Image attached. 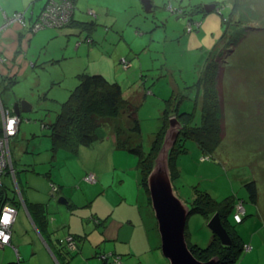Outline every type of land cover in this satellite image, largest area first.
<instances>
[{
  "label": "rangeland",
  "instance_id": "1",
  "mask_svg": "<svg viewBox=\"0 0 264 264\" xmlns=\"http://www.w3.org/2000/svg\"><path fill=\"white\" fill-rule=\"evenodd\" d=\"M171 1H174V5L178 1L179 3L181 2V0H157L155 2L168 4ZM182 1L188 8L194 6V4L197 5V3L203 5L214 1L219 8L207 13L195 14L193 17L201 20L200 26L198 29L186 33L185 23L187 19L184 16L177 19L176 14L169 12L166 8L167 13L164 12L166 20L162 21L163 23H157L151 16L149 17L148 14H151L150 12L144 11L140 0H135L133 1L135 5L139 4L137 11L139 14L136 15L132 12L131 23L126 25V29L129 32L128 37L125 36L130 44L132 42L137 47L135 50H132L131 46L125 45L122 40L115 44L108 54H103L101 51H96L95 53L86 51L85 53L82 48L78 52L72 44L66 42L71 33L66 32L65 28L57 26L54 29H49L50 31L45 30L52 32L47 36L41 33L42 31L45 32L46 26L42 27L40 29L41 32H39L41 36L36 35L34 37L33 46L31 47L33 54H35V48H37L36 54L40 53L34 68L29 67L20 71L17 81L11 87V100L24 94L25 96L21 99L33 104L31 110L22 113L21 127L26 135L23 136V130H21L18 138L11 140L12 154H15L14 141L18 142L23 139L24 144L27 141L29 150L27 149L25 152L19 149V151L27 153L31 157L32 153L33 155L36 153L35 158L37 157L38 161L43 163H45L44 159L46 158L45 161L47 163L45 164L46 168L48 167L49 156L45 154V151L47 148L50 150V126H46V124L54 121L59 105L53 99H42L41 96L45 92L48 93V96H51V92L56 90L53 93V97L58 99V101L66 98L69 92L62 95V91L64 92V87H68L70 84L71 88H73L74 85L72 84L78 82L77 74L75 76V69L78 67L77 63L81 60L80 65L83 64L84 66V68L81 66V71L86 70L90 73L102 71L108 79L124 73L125 66L123 63L125 64V61H130L127 77L132 79L133 63H138V61L144 63L142 73L147 78L145 83L151 79L149 84H152L149 89L151 90L152 87L153 91H145L142 94L143 85L140 84L142 93L139 92L137 94L139 95L137 98V114L140 120V132L128 129L127 113L120 109L111 118L108 129L110 127L119 129L122 134V140H126L132 145L141 143L145 150L150 151L155 156L168 126V122L164 125V122L160 119V114L165 107L164 100L167 97V94L164 95L166 91V87H164L165 78L172 75V78L179 83L178 91L181 92L184 89L182 86L189 85L197 80L205 59L209 56L210 51H213L219 55L220 70L223 73L226 135L212 152V157L205 161H200L201 148L193 140H187L184 143L186 151L177 157V162H175V156L181 149H176L172 156V167L176 171L178 170V173L174 176V184L177 192L189 202L192 200L193 193L206 190L213 197H219V199L234 195L232 199H236L235 204L237 205L242 203L237 196L242 197L245 194L241 182L251 178L252 175L258 180L260 199L258 204L260 208L263 207L264 211V0H250L253 3L252 6H250L249 1L236 5L235 10L238 11L236 14L238 18L236 19L241 21L234 22L236 25L234 23L224 24L223 22L224 17H229L231 7L229 2L226 6L224 5L226 0ZM82 2V0H77L76 4L83 6L84 3ZM85 7L83 6V8ZM231 19L236 20L232 16ZM111 21L112 19H109L108 24ZM123 22L122 17L116 22V26L117 28L120 27V30H122ZM165 22L169 23L164 24ZM197 22L196 26L199 25V21ZM155 24H159V26ZM247 25L248 27H246ZM116 26L114 27L116 28ZM164 26L176 27L178 31L175 37H177L172 40L167 37L166 40H163L167 32ZM129 28H132L135 33H137L135 31L137 29L146 34L142 38L134 39ZM225 28L229 35L225 34L222 36ZM156 29H159V33L155 35L156 37L151 36V31ZM151 37L156 38V41L151 40ZM229 39L234 42L237 39V41L234 44V48L230 49V53L227 55V53L223 52V48L229 45ZM76 52L78 53L76 54ZM134 52L137 53L134 54ZM54 54L60 55L62 60L59 63L61 64L50 61L52 64L46 65L47 62L43 60ZM138 76L135 72L134 78ZM51 79H60L59 82L62 83V87L55 84L49 90L47 84ZM119 80H121V77ZM65 83L69 85H65ZM160 88H163V94H159ZM0 91H2L1 88ZM184 93L186 94V92ZM159 97H162V99ZM177 106L179 110L190 113V107L194 106V110H197L199 103L192 102L191 105V99L187 96V99L184 97ZM108 142L111 146L113 145L110 138H108ZM21 144H23V141ZM58 156V162L56 164L54 162L53 172L57 177L69 179L71 176L65 162L71 161L70 157H62L59 151ZM83 156L89 160L88 164H96L97 151L85 148ZM72 159H76V157ZM77 159L79 160L78 157ZM136 159L137 156L128 151L127 148L117 149L113 147L112 150L108 151V165L106 166L102 163L101 169L103 171L108 170V182L114 176L119 175V168L121 167H125L127 171H130L129 175L131 177L133 174L137 178ZM38 163H40L38 166L43 169L45 164ZM19 165H17V168L15 166L16 176L24 172L23 168L25 166L21 164V169H19ZM23 174L25 175V173ZM83 178L87 181L85 177ZM15 181L17 182L16 177ZM5 182L10 186L12 185L11 187H16V182H12L8 178H6ZM135 183L132 178L129 180L128 177V180L121 187L113 186V189H117L109 190L108 195L115 199V193L128 194L124 187L130 190L131 193L128 195H135V192H137ZM16 197L19 200L17 208L20 209L22 203L17 192ZM242 205L248 208L250 212L248 215L236 222L233 219L232 210L227 218L234 225L235 232L240 235L241 242L249 244L250 247L242 249L234 264H264V218L258 212L256 205L250 202L242 203ZM208 219L209 217L200 212H191L188 215L186 221L187 241L189 240L190 243L201 247L206 246L210 242L212 230L207 225ZM21 220L29 227L27 222L23 219ZM157 232L155 228L152 236L154 242L151 240V245L159 243ZM24 235L25 229L17 222L15 237L20 239L21 237L24 238ZM28 241L30 242V240ZM25 242L23 240L18 244L24 245ZM14 260L15 253L11 247L5 246L1 249L0 264ZM126 260L127 258L124 256V264H126ZM162 260L164 262L162 264H168L163 255Z\"/></svg>",
  "mask_w": 264,
  "mask_h": 264
},
{
  "label": "crops",
  "instance_id": "2",
  "mask_svg": "<svg viewBox=\"0 0 264 264\" xmlns=\"http://www.w3.org/2000/svg\"><path fill=\"white\" fill-rule=\"evenodd\" d=\"M82 1V3H84L83 6L86 7L83 8L81 4L77 5L75 2L71 24L63 27L61 26L66 29V32L71 33L66 42L72 44L76 51L82 48L85 50V53L86 51H93V53L101 51L103 54H108L110 49L122 40L125 45L128 47L131 46L132 50L137 48L132 42L130 44L125 38V36L128 37L129 32L126 29V25L131 23V16H133L132 12L136 15L139 14V12H137L139 4L137 3L135 5L133 2L135 0ZM152 1L155 2L157 0ZM45 2L46 0H0V21L3 20L5 15H11L15 11H23L28 20H34L43 8ZM173 2L174 1H171L172 8H175L177 4H185L182 0L181 3L178 1L175 5ZM227 4L228 2H225L224 5L226 6ZM164 12L167 13L165 8L158 11L157 23L159 19L163 18L162 14L166 16ZM170 12L176 14L177 19L184 15L176 9ZM148 15L152 17V13ZM93 17L94 20L97 21V24L94 21L93 29L81 27L79 24L77 25V21L81 19L90 20ZM121 17L124 21L121 27L122 30L119 29L120 27L117 28L116 26V22ZM109 19H112L110 27L108 26ZM197 21H199V25L196 26L197 28L195 29H198L201 23L200 19H197ZM166 23L169 22H165L164 24ZM155 25L159 26V24ZM114 26H116L117 29ZM55 27L57 26H46L44 31L51 28L54 29ZM41 28L34 30L31 27H23L15 23L0 30V79L10 72L13 74L25 68H34L40 53L36 54L37 48H35V54H33L31 52V47L33 46L34 37L36 35L41 36L39 34ZM164 29L167 30V32L163 40H166L167 37L169 40L177 37H175L178 31L176 27L164 26ZM49 31H42L41 33L48 36L52 33ZM129 31H131L134 39L139 37L142 38L144 34H146L137 29L135 30L137 33H135L132 28H129ZM191 31L185 29L186 33H190ZM158 33L159 29L153 30L151 31V36H155ZM88 37L90 40L87 39ZM150 39L156 41L154 37ZM180 39L182 38L180 37ZM78 52H76V54ZM136 53L137 52H134V54ZM56 54L43 60L47 62L46 65L52 64L51 62L59 63L62 60L60 55L58 56ZM80 62L81 60L77 63L78 67L75 69V76L81 71L80 68L83 66V64L80 65ZM123 65L125 66L124 73L118 74V77L115 75L113 76L118 79L121 77L120 83L124 97L138 98L139 95L137 94L139 92L142 93L141 85L145 84L141 77L144 63L141 61L133 63L132 67L134 71L132 70L131 72L133 74L132 79L127 77L130 61H125ZM100 72L104 75L102 71ZM135 72L139 75L136 78H134ZM60 79H51L47 84L49 90H51L55 84L62 87V83L59 82ZM145 80H147V78ZM75 84L72 85L75 86ZM65 85L69 84L65 83ZM178 85L179 83L171 76L164 84V87H166L164 95H168L169 92L171 94L172 91H169L171 89L175 91L178 90ZM69 86L64 87L62 95L69 92L71 84ZM54 91L56 92V90L51 92L52 96H54ZM163 92V88H160L159 94H163ZM24 96L25 95L22 94L13 100H11L10 97L5 98L0 96V102L3 106L13 109V102L19 101L17 99H21ZM159 98L162 99V97ZM136 100L138 101V99ZM32 108L33 107H31V109ZM23 112L24 111H20L19 113L21 118ZM21 126L22 120L20 119L18 131L14 137L16 139L20 131L23 130ZM113 130L114 128L112 127L108 129V124L104 125L101 129L102 137H98L90 143H79L74 150L63 147L52 149L50 139L51 151L48 148L45 151V154L49 156L47 168L45 164L47 163L45 161L46 158L44 159L45 163H43L42 161H38L37 157L35 158L36 153L34 155L32 153L31 157L27 153L19 151V149L25 152L27 149L29 150L27 141L25 144L23 139L19 140L20 142H15V154H13V156L16 158V163L20 164L19 169H21V164L25 166V168H23L24 172L16 176L17 187L19 192L21 190L20 194L24 200L21 202L22 205L20 209L17 208L15 221L12 226V245L7 246L12 249L13 246L17 248L20 256L19 264H114L110 255L111 253L120 255L121 264H124V256L127 258L126 264H162L160 238L159 243L152 244L153 246L150 242L153 238V230L155 231L156 219L150 205L149 193H147L148 191L146 192L141 183V175L136 163L137 178L133 174L131 177L129 175L130 171H127L125 167H121L119 168V175L114 176L108 182V170L103 171L101 169L102 163L106 166L108 165V151L112 150L113 147L125 149L116 146L114 143L112 135ZM24 135H26V133L23 130V136ZM108 138L112 140V146L109 144ZM22 141L23 144H21ZM85 148H91L97 151V156L95 158L96 164H88L89 160L83 156ZM58 151L62 154V157H70L71 161L65 162L71 176L69 179L64 177L60 178V176L57 177L53 172L54 162L56 164L59 159ZM73 157H76V159H72ZM38 162L45 164L43 169L38 166V164H40ZM87 171L94 172L96 176L95 182L84 180L83 177ZM23 173H25V175ZM128 177L129 180L132 178L133 182H136L137 192H135V195H128L131 192L126 187H124V190L128 194H118L114 191L115 199L108 195L109 190H116L118 187H121V185H124ZM50 181L60 186V192L58 191L59 194L58 192L52 193L50 191ZM256 181L258 180L256 179ZM113 186L117 188L113 189ZM259 200L258 192V200L254 205L258 207V212L261 213L264 218L263 207L260 208L258 204ZM26 203H28L29 206L26 205ZM249 213L248 208H246L244 216ZM21 219L27 222L29 227H27V224ZM17 222L25 229L24 238L21 237L19 239L15 237ZM122 230L123 232H121V235L120 231ZM68 234H73L75 236L76 248L74 249H68L66 245V236ZM23 240L26 241L24 245L18 244ZM28 240H30V242ZM20 252L22 253L20 254ZM103 254H108V259L104 260Z\"/></svg>",
  "mask_w": 264,
  "mask_h": 264
},
{
  "label": "trees",
  "instance_id": "3",
  "mask_svg": "<svg viewBox=\"0 0 264 264\" xmlns=\"http://www.w3.org/2000/svg\"><path fill=\"white\" fill-rule=\"evenodd\" d=\"M249 1L250 6H252V2L250 0H226L225 2H229L230 4V13L229 17H224V24H233L234 22H241L237 20L238 11L235 10L236 5L240 4L241 2ZM73 4V9L70 14V20L66 23L58 26L63 27L68 24H71L73 20L74 14V4L76 0H71ZM181 3V2H180ZM218 8V4L215 6ZM165 8L163 7L161 9ZM215 8V9H216ZM178 10L182 12L186 20L185 27L189 23L194 30L197 25V18L193 16L197 13H204L205 10L203 5L197 3L194 6H190V8L186 7V4H177L175 8L170 6L168 11ZM235 18L236 20H232ZM97 17V16H96ZM95 17V18H96ZM104 19V18H103ZM35 20V19H34ZM94 17L90 20L81 19L77 21V25H81L84 28H91L93 29L94 24ZM33 19L28 20L26 27H31ZM97 24V21H95ZM230 22V23H229ZM106 23V22H105ZM104 24V22H103ZM235 24V23H234ZM236 25V24H235ZM246 25V24H245ZM110 27L111 24H108ZM248 27V25L246 26ZM246 27H244L246 29ZM187 28V27H186ZM185 28V29H186ZM187 30V29H186ZM189 30V31H191ZM247 30V29H246ZM226 28L224 30L225 34H228ZM90 40V38H87ZM235 39V38H234ZM229 45L224 47L225 54L227 55L230 53V49L234 48V44L237 39L231 41L229 39ZM223 54V53H222ZM219 55L215 54L213 51H210L209 56L205 59L204 64L202 66L200 76L197 77V80L193 81L191 84L182 86L181 92L178 90L171 89L172 93L167 95L165 98L164 104L165 107L160 114V119L164 122H168L170 115H176L180 121L183 123V128L179 131L176 141L173 145L170 154V167H171V175L174 182V176L178 173V170L173 169L172 167V159L173 154L176 149H181L175 156V162H177V157L184 151H186V147L184 143L187 140H193L197 145L201 148V154L199 155L200 161H205L212 157V152L217 148V146L221 143L223 137L226 135V119H225V107H224V82L222 79V70H220L221 63H219ZM125 68V67H124ZM19 72H12L7 73L6 75L2 76L0 79V96L8 98L11 96L12 84L17 81ZM161 76V75H160ZM172 75L168 78H165V82L170 79ZM78 82L75 84L73 88L69 90L66 98L62 101H58L55 97L48 96V93L45 92L42 94V99H53L59 105V108L55 114V119L53 122L46 124V126H50V139H51V147L52 149L57 147H63L69 150H74L79 143H90L92 140L102 137V127L106 124L109 125L111 118L115 116V113L118 109L124 110L127 113L128 120L127 125L128 129L135 132H140V120L137 114V98L124 97L122 91V86L120 80L116 77L112 79L106 78L100 71L99 73H90L86 70L80 71L77 74ZM142 81L146 82V76L141 74ZM141 82V81H140ZM150 80L143 85V93L151 92L149 89ZM142 83V82H141ZM179 86V85H178ZM153 91V90H152ZM186 92V94L184 93ZM187 96L191 99L192 102H198L199 107L197 110H194V106L190 107V113L186 111H181L178 109L179 103ZM199 99V101H198ZM17 100H20L17 99ZM33 107V104H32ZM194 110V111H193ZM20 116V115H19ZM20 119H22L20 117ZM199 122V123H198ZM157 133V132H156ZM155 133V134H156ZM113 140L116 146L127 148L128 151L134 153L137 156L136 159V166L141 175V183L145 188L146 192L148 191L146 186V176L150 170L152 160L154 156L151 154L150 151H147L143 148L142 144H130L126 142V140H122L121 132L119 129H114L112 131ZM11 140H16V138ZM163 137V136H162ZM15 144V141H14ZM178 147V148H177ZM13 156V154H12ZM16 158L13 156V165L16 166ZM177 164V163H176ZM178 167V165H177ZM16 172V169H15ZM92 171H87L84 176ZM94 173V172H93ZM95 176V174H94ZM96 181V176H95ZM94 181V182H95ZM51 182L50 181V191L51 189ZM242 186L244 187L245 194L242 197L237 196L238 200H240L243 204L245 202H250L253 205L257 203L258 200V182L254 177L248 178L246 180H242ZM5 186L10 188L11 186L8 185L6 182L4 183ZM56 184V183H54ZM57 185V184H56ZM15 194V187H11ZM60 189V186L57 185V190L52 193H57ZM194 189V188H193ZM60 192V191H59ZM58 192V194H59ZM21 193V190H20ZM149 193V192H147ZM236 196V195H235ZM234 195H230L229 197H213L208 191L201 190L197 193L192 194V200L190 201L192 204V212H200L204 214L206 217H210L214 212H218L220 216V220L224 227L226 228L227 232L230 235L231 243L228 245H224L221 243L219 237L212 232L210 242L204 246H198L196 244L190 243L188 240V246L194 256L201 260H206L213 255H218L219 259L215 264H234V262L238 259L240 253L242 252L243 248H249L250 245L244 242H241V237L238 233L235 232L234 225H232L228 221V214L232 210V216L235 213V203L236 199ZM232 202H231V200ZM24 200V199H23ZM12 201L16 204L19 203L17 200L16 194L14 195ZM25 202V201H24ZM26 205L29 206L28 203ZM245 211L246 207L244 206ZM207 214V215H206ZM245 214V213H244ZM244 214L242 215L241 219L243 218ZM234 219V216H233ZM234 221H236L234 219ZM237 222V221H236ZM155 228H157V224L155 222ZM188 234L185 226V235ZM74 247L69 246V242L66 241V245L68 249L76 248V239L73 234ZM15 253V251H14ZM19 255V252H18ZM112 257V261L114 264H117L115 261V257L118 256L121 262V258L119 254H110ZM101 256V255H100ZM102 258V257H101ZM103 259H108V254H103ZM20 256L14 261H8L5 264H19Z\"/></svg>",
  "mask_w": 264,
  "mask_h": 264
},
{
  "label": "water",
  "instance_id": "4",
  "mask_svg": "<svg viewBox=\"0 0 264 264\" xmlns=\"http://www.w3.org/2000/svg\"><path fill=\"white\" fill-rule=\"evenodd\" d=\"M140 2L145 12L152 13L155 21L163 5L165 9L171 6V2L168 4L156 3L152 0H140ZM215 6V2L203 4L205 12L212 11L216 8ZM162 17L159 23L165 21L166 16L162 14ZM31 107L32 104L24 99L13 102V109L17 114L20 111L31 110ZM182 128L183 123L176 115L169 117L161 144L146 176L150 205L160 238V251L168 264H215L219 259L218 255H213L206 260L196 258L189 249L185 235L186 221L192 212V204L177 192L170 168L171 150ZM207 225L219 237L222 244L231 243L230 235L222 224L218 212H214L209 217Z\"/></svg>",
  "mask_w": 264,
  "mask_h": 264
},
{
  "label": "built area",
  "instance_id": "5",
  "mask_svg": "<svg viewBox=\"0 0 264 264\" xmlns=\"http://www.w3.org/2000/svg\"><path fill=\"white\" fill-rule=\"evenodd\" d=\"M72 9L73 4L71 0H46L43 8L40 10L35 20H33L31 28L36 30L43 26H60L70 20ZM12 23L25 26L27 24L25 13L23 11H15L11 15H5L3 20L0 21V30ZM186 27L188 31L192 28L189 23ZM19 122L20 116L14 112L13 109L3 105L0 107V252L5 246L12 245V225L15 221L17 212V206L12 199L16 192L18 193L20 201L23 202L17 183L15 194L11 187L7 189L4 184L6 178L12 182H16V172L11 151V139L18 131ZM84 177L88 182L95 181L93 172H88ZM51 189V192L56 191L57 185L51 182ZM235 209L233 215L234 219L240 221L242 215L245 213V208L242 203H238L237 205L235 204ZM72 237L71 234L66 236V241L70 243V247H74ZM13 249L17 260L19 258L18 250L15 246H13ZM115 261L117 264H121L118 256L115 257Z\"/></svg>",
  "mask_w": 264,
  "mask_h": 264
},
{
  "label": "flooded vegetation",
  "instance_id": "6",
  "mask_svg": "<svg viewBox=\"0 0 264 264\" xmlns=\"http://www.w3.org/2000/svg\"><path fill=\"white\" fill-rule=\"evenodd\" d=\"M25 17H26V16H25ZM26 20H27V17H26ZM12 24H15V23H12ZM12 24H10V25H12ZM10 25H8V26H10ZM25 26H26V25H25ZM6 27H7V26H6ZM6 27H5V28H6ZM23 27H24V26H23Z\"/></svg>",
  "mask_w": 264,
  "mask_h": 264
},
{
  "label": "bare ground",
  "instance_id": "7",
  "mask_svg": "<svg viewBox=\"0 0 264 264\" xmlns=\"http://www.w3.org/2000/svg\"><path fill=\"white\" fill-rule=\"evenodd\" d=\"M2 106V103L0 102V107Z\"/></svg>",
  "mask_w": 264,
  "mask_h": 264
}]
</instances>
